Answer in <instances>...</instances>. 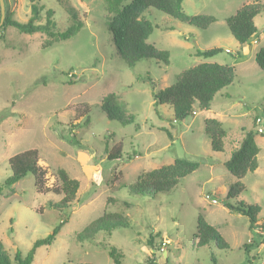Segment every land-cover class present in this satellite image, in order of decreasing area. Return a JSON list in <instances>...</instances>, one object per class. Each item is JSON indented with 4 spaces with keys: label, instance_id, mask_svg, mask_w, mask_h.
Returning a JSON list of instances; mask_svg holds the SVG:
<instances>
[{
    "label": "rangeland",
    "instance_id": "rangeland-1",
    "mask_svg": "<svg viewBox=\"0 0 264 264\" xmlns=\"http://www.w3.org/2000/svg\"><path fill=\"white\" fill-rule=\"evenodd\" d=\"M254 2L264 6V0H183L185 15L216 19L204 30L146 9L142 18L154 27L146 44L168 52L167 65L142 59L129 68L119 59L108 31L113 15L106 11L104 0H42L36 24L45 22L47 10L53 12L55 32L72 27L73 16L82 22L75 35L46 48L49 38L42 32L1 30L0 244L9 260L16 251L25 257L35 241L45 239L66 220L49 246L32 252L31 264H113L111 248L122 264H150L151 257H155L152 264H264V133L258 134L254 124L255 118L261 119L264 131V72L253 58L264 46V10L255 18L257 30L248 45L253 50H247L245 62H240L241 47L225 23ZM5 4L16 22H27L28 0ZM213 48L220 52L212 58L195 56ZM202 63L231 66L235 74L233 82L215 94L209 110L200 111L194 104L192 115L174 120L171 107L154 106L151 82L155 91L164 90L181 72ZM111 93L133 117L131 124L110 121L100 110L101 100ZM207 119L223 124L222 152L210 148L204 134ZM250 130L259 148L258 168L240 180L245 189L229 203L258 207L253 230L247 217L222 203L237 181L223 163ZM117 148L121 158L108 160ZM29 149L38 151L46 187L58 185L56 169L79 182L68 208H51L49 203H58L62 196L37 193L30 174L5 185L11 174L9 158ZM175 159L196 161L199 167L169 192L154 197L128 193L127 187L141 173ZM105 212L118 214L129 226L110 234L99 232L88 240L76 238ZM199 215L218 231L227 249L214 243L197 247ZM158 247L166 249V257L156 251Z\"/></svg>",
    "mask_w": 264,
    "mask_h": 264
},
{
    "label": "trees",
    "instance_id": "trees-1",
    "mask_svg": "<svg viewBox=\"0 0 264 264\" xmlns=\"http://www.w3.org/2000/svg\"><path fill=\"white\" fill-rule=\"evenodd\" d=\"M5 6V18L1 30L7 27L16 28L22 34H34L36 32L44 33L49 41L44 48L51 46L53 42L64 41L75 35L82 27L76 16H73L75 23L64 32L54 31V22L52 20L53 12H45V22L36 24L40 19L42 0H28L30 5V17L26 23L21 24L12 18V13ZM106 11L112 14V22L108 31L112 35L116 54L119 59L132 68L137 62L144 59H153L156 62H169V53L159 51L146 44L148 37L153 32V25L142 18L146 9L152 8L162 14H165L182 24H187L197 29H207L216 21L213 16L198 15L188 16L181 11L183 0H104ZM264 10V6L259 2H254L242 6L236 13L227 18L225 23L229 33L240 46H247L256 33L254 19ZM220 50L217 48L197 51L195 56L203 58H212ZM254 60L258 68L264 72V46L255 53ZM234 68L217 63H202L193 68L181 72L176 81L164 90L155 91L151 82L154 106L168 105L172 108L174 120H183L193 114V106L197 104L200 111H207L213 97L223 88L229 86L234 80ZM100 110L110 121H116L121 125H128L133 122V117L126 114L125 106L120 103L117 96L113 93L108 94L100 102ZM257 118H255L256 120ZM254 120V124L256 125ZM256 127V126H255ZM257 132V130H256ZM258 133V132H257ZM170 137V134L167 133ZM204 134L209 139L210 148L213 152H222L226 136L223 124L215 119L204 121ZM263 134V133H262ZM261 135V134H260ZM264 136V135H263ZM259 148L255 142V133L248 131L228 160L223 163L226 171L236 178V182L227 189L226 197L222 203L225 208L236 212L248 218L249 229L253 230L257 226V206L235 207L229 203L244 191V186L240 182L247 173L254 172L258 168L257 155ZM121 158L119 148L111 151L107 157L108 160H118ZM10 177L5 185L10 186L20 179L30 174L34 179V187L39 194H54L62 196L58 203H49V206L55 210H63L75 200L79 189V182L71 179L62 169H56L54 175L58 182L56 187L45 186V170L38 165V151L29 149L21 152L8 160ZM199 167L196 161L175 159L170 165L162 166L158 169L141 173L137 176L135 182L127 187V191L132 196L154 197L160 193L171 191L181 179L194 172ZM66 220L60 222L52 233L43 240L35 241L32 250L25 257L19 251H16L12 260H9L7 253L0 244V264H31L33 261L32 252L40 246H49L59 232ZM129 226L125 219L118 214L103 213L99 218L88 224L76 238L78 240H88L93 238L99 232L110 234L116 228H127ZM264 227V224H263ZM197 247L205 246L209 243L219 249H227L228 245L218 231L207 224L201 215L197 218L196 232L194 234ZM247 249V246H244ZM156 250V249H155ZM157 251V250H156ZM246 251V250H245ZM113 264H122L120 255L116 249L111 248L108 252ZM83 264V263H79ZM152 264V261H150Z\"/></svg>",
    "mask_w": 264,
    "mask_h": 264
},
{
    "label": "crops",
    "instance_id": "crops-1",
    "mask_svg": "<svg viewBox=\"0 0 264 264\" xmlns=\"http://www.w3.org/2000/svg\"><path fill=\"white\" fill-rule=\"evenodd\" d=\"M183 2V1H182ZM254 24H255V19H254ZM256 25V24H255ZM257 30V29H256ZM249 45V44H248ZM240 46L241 47V49L237 52V54H238V57H240V58H242V56H244L243 57V59H240L239 58V60H241L240 62H245L247 59H248V56H246L247 55V50L249 49V51H252L253 50V47H251V46ZM256 53V52H255ZM255 53L253 54V58H254V56H255ZM255 61V60H254ZM165 244V243H164ZM161 249H163V251H161ZM157 251L158 252H160V253H162L163 254V256L164 257H166L167 256V252H166V249L165 248H163V247H158V249H157ZM152 259H153V261H152V263H154L155 262V257H151Z\"/></svg>",
    "mask_w": 264,
    "mask_h": 264
},
{
    "label": "water",
    "instance_id": "water-1",
    "mask_svg": "<svg viewBox=\"0 0 264 264\" xmlns=\"http://www.w3.org/2000/svg\"><path fill=\"white\" fill-rule=\"evenodd\" d=\"M5 18V6L4 1L0 0V27L2 26Z\"/></svg>",
    "mask_w": 264,
    "mask_h": 264
},
{
    "label": "built area",
    "instance_id": "built-area-1",
    "mask_svg": "<svg viewBox=\"0 0 264 264\" xmlns=\"http://www.w3.org/2000/svg\"><path fill=\"white\" fill-rule=\"evenodd\" d=\"M225 52L228 53L227 50H226ZM255 123H256V125L258 126V127H257V132H258V134H262V133H264L263 129L260 127L261 119L257 118V119L255 120ZM161 251H163V249H161Z\"/></svg>",
    "mask_w": 264,
    "mask_h": 264
}]
</instances>
